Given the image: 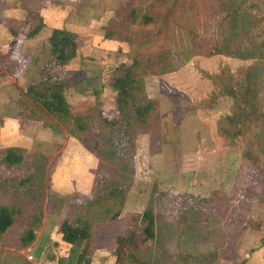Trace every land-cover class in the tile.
<instances>
[{
	"label": "rangeland",
	"instance_id": "374dc122",
	"mask_svg": "<svg viewBox=\"0 0 264 264\" xmlns=\"http://www.w3.org/2000/svg\"><path fill=\"white\" fill-rule=\"evenodd\" d=\"M65 1L77 5L76 0ZM190 1L180 24L194 18L199 37L192 46L183 38L177 41L176 37L175 45L180 42L185 48L184 54L190 52L187 61L170 73L144 78L147 96L159 102L160 120L133 136L136 171L125 207L116 221L96 207L87 211L78 208L80 202L91 204V187L98 171V160L87 148L92 133L82 136L76 133V137L52 120L43 124L15 118L26 107L23 93L35 76L33 66L39 69L48 51L47 46H40L33 52V39L27 34L15 40L13 59L19 62V69L15 75L0 71V149L19 148L26 155V163L16 171H5V175L26 176V166L33 155L38 154L46 159L49 182L36 240L28 247L20 242L26 214L33 209L32 205L21 201L25 212L2 238L0 264H24V258L30 264H56L70 248L58 237L57 226L75 213L89 220L92 226L96 247L91 264H242L240 243L248 229L244 218L264 222V146L253 137L227 140L218 135L217 122L230 114L233 99L220 92L225 80L214 83L209 76L227 71L240 82L249 69L258 68L254 91L260 110L264 111V59H238L211 53L210 33L216 28L215 2ZM231 1L238 6L242 0ZM120 4L121 0H89L82 12L84 23L102 28L103 34ZM135 10L139 19L155 15L148 0L138 2ZM9 40L12 38L2 31L0 49L5 50ZM77 44L76 60L66 61L57 74L68 83L66 97L75 113L94 125L92 117L98 107L107 117L116 115L117 96L109 87V81L119 69L141 61L150 46L136 48L102 40L78 41ZM79 57L93 59L103 68L102 91L98 97L93 96L91 87L80 82L85 74L81 72ZM77 90H81L83 96L78 95ZM249 146L253 157L259 160L258 166L245 157ZM153 187L208 199L209 216L198 221L189 217L185 223L181 218L168 219L166 208L158 209L155 240L141 244V226L135 227L132 218L147 209ZM0 202L10 203L11 200L1 195ZM127 229L133 230L134 241L141 244L130 251L133 260H125L113 252L115 238L125 234ZM38 250L41 253L36 256ZM28 255L32 260L27 259Z\"/></svg>",
	"mask_w": 264,
	"mask_h": 264
},
{
	"label": "trees",
	"instance_id": "16d2710c",
	"mask_svg": "<svg viewBox=\"0 0 264 264\" xmlns=\"http://www.w3.org/2000/svg\"><path fill=\"white\" fill-rule=\"evenodd\" d=\"M88 1L76 0L79 15L86 10L85 5ZM140 1L121 0L115 15L104 29L106 40L126 43L136 48L141 47L140 45L150 46L149 52L141 61L119 69L109 81V87L117 96L115 116H105L98 107L92 117L95 124L90 125L82 115L76 114L73 105L68 103L66 97L68 83L57 74V70L62 68L66 61L75 58L76 35L66 30L55 29L48 40L49 47L45 58L23 93L26 107L15 117L18 120L43 124L52 120L65 127L71 136L92 133L87 148L98 160V171L94 175L91 187V204L80 202L78 208L87 211L88 208L96 207L112 221L118 220L121 216L135 176L133 136L136 133H143L160 120L159 102L147 96L144 78L170 73L182 66L189 58L190 52L185 55V48L181 43L178 42V45L175 43L183 38L192 46L199 37L197 26L193 23L194 18L180 24L184 21L185 11H188L186 10L188 0H148L155 15L139 19L135 7ZM18 2L26 12L24 18L5 21L3 12L7 5L0 0V25L4 24L12 38L5 50L0 49V71L9 75H15L19 69V62L13 59L15 40L23 34H27L29 38L38 35L44 27L40 12L64 3L63 0ZM214 2L216 28L210 33L213 43L211 53L238 59L256 61L264 59V0H242L238 6L231 0ZM138 33H141L139 37L134 36ZM188 49L191 51L190 47ZM257 72L258 68L249 69L240 82L235 81L232 74L227 71L209 76L214 83L217 81L222 83L225 80L220 92L233 99L230 114L217 122V133L220 137L227 140L253 137L264 146V111L260 110L254 91ZM95 78L100 79L99 75L87 77L85 86L91 87L93 96L98 97L102 91V84L95 81ZM77 91L83 93L81 90ZM245 157L258 166L259 160L253 157L251 146L245 151ZM25 160L26 155L17 147L0 149V196L5 195L11 200L10 203L0 202V243L16 221L23 216L25 211L22 202H27L33 209L26 214L20 242L28 247L36 240V231L42 222V205L46 198L49 176L45 169L46 159L38 154L33 155L31 163L26 166L28 169L26 176L5 175V171H16L17 168L24 167ZM153 188V196L147 209L142 215L132 218L135 227L141 226L143 235L141 244L146 245L155 240L161 208H166L168 219L181 218L185 223L189 221V217H194L195 221H198L201 217L207 219L209 216L208 199ZM58 202L62 200L58 199ZM244 221L247 230L264 229V222H254L247 217ZM57 234L70 248L63 257L57 259L56 264H91L92 252L96 246L93 244L89 220L75 213L58 224ZM113 244V252L125 260H133L134 256L130 251L141 246L134 241L132 229H127L125 234L117 236ZM40 253L41 250H38L36 256ZM23 261L24 264H30L26 258Z\"/></svg>",
	"mask_w": 264,
	"mask_h": 264
},
{
	"label": "crops",
	"instance_id": "0c3cea01",
	"mask_svg": "<svg viewBox=\"0 0 264 264\" xmlns=\"http://www.w3.org/2000/svg\"><path fill=\"white\" fill-rule=\"evenodd\" d=\"M5 3L7 5V9L3 12V20H20L24 18L26 12L24 9H22L19 2L17 3L16 0H6ZM70 3L71 4L65 1V3L58 7L45 8L40 12L41 16L43 17L44 27L41 29L38 35L30 38V40L33 39V52L40 46H47L48 50V40L52 34V31L55 29L66 30L75 34L76 44L78 41L93 43L96 40H102L109 43H119L117 41H109L104 39V30L102 34V28H95L92 25L90 26L89 24H85L83 20L85 17L83 16V14L79 15L77 5L72 6L74 3ZM2 31L7 34V30L4 24L0 25V33H2ZM8 36L9 39H11V36L9 34ZM76 54H78V47ZM77 59L81 66V72L85 74L81 78V81H83L84 85L87 77L95 75H99L100 77L99 80L95 78V81L97 80L101 84L103 83L104 73L103 68L99 63L95 62L93 59L86 57H79ZM74 60H76V58L72 59V61ZM33 70L36 74V72L38 71L36 65L33 66ZM77 94L83 96V93H80L79 91H77ZM58 237L61 240V236L58 235ZM240 244L242 264H264V230H247L243 234Z\"/></svg>",
	"mask_w": 264,
	"mask_h": 264
},
{
	"label": "built area",
	"instance_id": "2783aa9c",
	"mask_svg": "<svg viewBox=\"0 0 264 264\" xmlns=\"http://www.w3.org/2000/svg\"><path fill=\"white\" fill-rule=\"evenodd\" d=\"M32 258L33 257L31 255H28V257H27L28 260H32Z\"/></svg>",
	"mask_w": 264,
	"mask_h": 264
}]
</instances>
